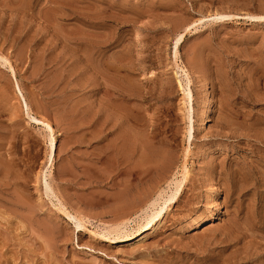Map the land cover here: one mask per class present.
<instances>
[{
  "label": "rangeland",
  "instance_id": "374dc122",
  "mask_svg": "<svg viewBox=\"0 0 264 264\" xmlns=\"http://www.w3.org/2000/svg\"><path fill=\"white\" fill-rule=\"evenodd\" d=\"M263 16L264 0H0V264H264Z\"/></svg>",
  "mask_w": 264,
  "mask_h": 264
},
{
  "label": "bare ground",
  "instance_id": "6f19581e",
  "mask_svg": "<svg viewBox=\"0 0 264 264\" xmlns=\"http://www.w3.org/2000/svg\"><path fill=\"white\" fill-rule=\"evenodd\" d=\"M220 18H225L227 17V15H219ZM264 17V16H263ZM251 18H255L254 16L251 17ZM183 38H184V35L183 34H180L176 40H175V44H174V55L175 57L178 56V47L179 45L181 44V42L183 41ZM1 59H3L5 61V64L8 66V68L10 69V71L15 75V68L11 62V60L9 59V57H5V56H1ZM179 69L181 70L182 73H184L185 75H187V71L185 70V68L179 66ZM149 75V74H148ZM188 81V80H187ZM190 83V82H189ZM188 82H186V84H183L182 82L180 83V86L182 87V91L184 92L183 94V97H184V105H185V119H187V137L190 139V137L192 136V132H193V119H192V111H193V93H192V89L190 87V84ZM22 96V95H21ZM26 107L28 108V105L26 103ZM212 110H213V105L211 102H208L206 103V105L204 106L203 110H202V117H201V125L207 127L208 125V121L210 120L211 118V115H212ZM27 111V110H26ZM31 111V110H30ZM29 112V110L27 111ZM32 112V111H31ZM31 116V115H30ZM33 116V115H32ZM159 115L158 113L156 112H153V113H150V116L149 118H157ZM32 118V117H31ZM33 119L36 121V124L38 123L39 125H41L44 129H46L48 132L51 133V139H50V143H49V154H50V162H51V165H52V161H53V154H54V151H55V138H54V128L53 126L45 119L43 118H35L33 117ZM32 120V119H31ZM126 150V149H125ZM188 150V149H187ZM128 152V150L126 151ZM145 159V158H144ZM126 162V161H125ZM135 165V164H134ZM143 166V165H142ZM128 167V166H127ZM134 167V166H133ZM169 167V166H168ZM185 167V166H184ZM139 168V166H137L136 168V171H138L137 169ZM168 169V168H167ZM124 170V169H123ZM134 170V169H133ZM104 171V170H103ZM109 171V170H108ZM127 171V170H126ZM125 171V172H126ZM130 171V170H129ZM129 171H127L129 173ZM141 169L138 171L140 172ZM183 172V171H182ZM134 173L136 174V172L134 171ZM141 173V172H140ZM184 173V172H183ZM182 174V173H181ZM96 175V174H95ZM134 175V174H133ZM99 176V175H98ZM107 177V176H106ZM187 178V174L184 173L183 174V179L181 180H178V181H175V186H174V189L172 190V192L169 194V196L166 198L165 202L163 205H159L157 210L154 211L149 217H148V222L145 224L143 230L144 232L146 231H149L153 228H155L156 225H154V222L156 221V219H158V221L162 220L165 216H163L164 214V211L167 207V204L170 203V204H173L174 202H178V199L180 198L181 194H182V186H183V182L184 180ZM98 179V178H97ZM114 180V179H113ZM131 180V178H130ZM141 181V180H140ZM127 183V182H126ZM121 184V183H120ZM125 184V183H124ZM128 184V183H127ZM48 185V184H47ZM114 185V184H113ZM112 186V185H111ZM49 187V186H48ZM124 187L126 188V186L124 185ZM48 189V188H47ZM50 189V188H49ZM48 189V190H49ZM123 189V188H122ZM213 189V188H212ZM97 190V189H96ZM100 190V189H99ZM120 190V189H119ZM126 191V189H123ZM122 190V191H123ZM214 190V189H213ZM164 192V191H163ZM115 192H113L114 194ZM119 192H117L118 194ZM212 193V192H211ZM122 194V193H121ZM159 195H162V194H159ZM124 196V195H123ZM218 196V192L217 191H213V193L211 194V200H217V197ZM122 197V195H121ZM164 197V196H163ZM159 198V197H158ZM139 199V198H138ZM141 199V198H140ZM142 200V199H141ZM157 200V198H156ZM155 201H152V205H158L157 203L159 202H156ZM124 201V200H123ZM120 203V202H119ZM143 203V201H142ZM135 205L136 202L134 203ZM125 205V203H124ZM123 205V206H124ZM117 207V206H116ZM127 207V206H126ZM169 207H167L168 209ZM129 209V208H128ZM124 211V210H123ZM128 212V211H127ZM127 212H124V213H127ZM69 216H72L76 221H77V226L80 227V228H84V223L82 218H77L76 216H73L69 211L66 212ZM167 213V212H166ZM127 215V214H125ZM124 215V216H125ZM121 216V214H120ZM216 217V216H215ZM121 218V217H120ZM194 222H197V221H194ZM201 224V223H200ZM152 225V226H151ZM154 225V226H153ZM119 226H121L119 224ZM118 226V227H119ZM113 227V226H112ZM117 227V226H116ZM143 227V226H142ZM122 228V227H121ZM115 231L116 229L113 228ZM120 233V232H119ZM145 237V235L143 234H140V236L138 238H140L141 240ZM138 240V239H137ZM144 241V240H143Z\"/></svg>",
  "mask_w": 264,
  "mask_h": 264
}]
</instances>
